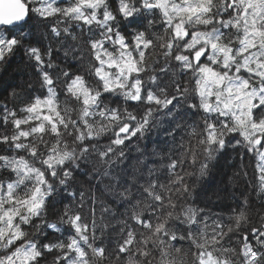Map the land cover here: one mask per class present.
Masks as SVG:
<instances>
[{"label":"snow or ice","instance_id":"6c2138e0","mask_svg":"<svg viewBox=\"0 0 264 264\" xmlns=\"http://www.w3.org/2000/svg\"><path fill=\"white\" fill-rule=\"evenodd\" d=\"M17 55L0 264H175L184 244L191 264H264V204L254 222L246 191L226 217L204 199L233 152L211 196L264 200V0H0V69Z\"/></svg>","mask_w":264,"mask_h":264},{"label":"trees","instance_id":"16d2710c","mask_svg":"<svg viewBox=\"0 0 264 264\" xmlns=\"http://www.w3.org/2000/svg\"><path fill=\"white\" fill-rule=\"evenodd\" d=\"M29 24H35V21H29ZM161 34H163V29L159 30ZM20 64V57L17 55L14 57L11 61V64L8 66L7 71H3L0 69V104L6 103L9 109H12L15 106V110L19 113L20 108L23 106L22 101L25 100L24 96H20L16 99H13L11 93L13 90V86L21 83L23 80L29 78V74L26 73L25 70L17 69V65ZM83 68H87V61L82 65ZM192 88L195 87L194 82L191 85ZM36 88L39 89V85H36ZM19 91V89H17ZM38 94V92L33 93V95ZM60 99L63 101L64 97L61 96ZM74 104V102H72ZM72 104H69L68 107H72ZM7 131L9 134L12 132L11 125L8 126L7 129H4L0 127V135H3L4 132ZM162 138L161 136H157L155 132L149 134V140L146 142L144 140H137L133 139L131 141V144L129 145V148L135 149L138 143H148L149 146H151L152 141H159ZM66 139H68L66 137ZM70 143V140H69ZM127 151V150H126ZM131 155H135V152L133 151ZM243 164L248 166L247 170L249 172V175H251L253 171V165L250 164L249 159L247 157L244 158ZM238 170H241V158L237 153L230 152L226 154L223 158L220 159L218 165H217V173L215 178L211 181L210 187H209V196L205 197V202L208 204V207L206 211L210 216L215 217L216 214H220L223 216H227L228 214V208L229 207H235L236 200L233 199V195L239 197L241 192H247V194L250 195L251 200L253 201V209H252V218L254 222H258V217L256 215V212L260 208L262 204H264V200H261L257 197V194L253 192L251 189H246L244 183H228L227 184V191L222 194L219 198L216 196H211V192L217 190V189H223L225 187L224 183H221V180H225L227 182V177L232 176L234 173H236ZM85 215L87 217L86 222L91 223V215L88 213V210L85 209ZM97 218H99V212H97ZM99 222V220H98ZM209 224L211 225V220L209 221ZM208 231H211V227H209ZM119 239V236L116 233H111L110 237H106L104 240V244L106 247H108L109 251H113L115 249L116 241ZM235 242V238H233V243ZM228 246V245H226ZM238 246V245H237ZM176 247H181V245L177 244ZM183 251L180 253L173 252L172 257H175V264H191V256H185V253L188 252V245L184 244ZM170 257V259L172 258ZM51 257L48 258V264H51ZM158 259V257H157Z\"/></svg>","mask_w":264,"mask_h":264}]
</instances>
